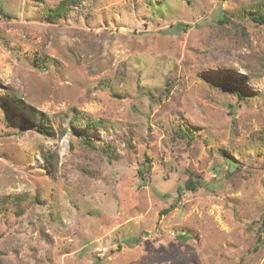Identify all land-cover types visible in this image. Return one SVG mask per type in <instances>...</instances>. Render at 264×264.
<instances>
[{
	"label": "rangeland",
	"instance_id": "374dc122",
	"mask_svg": "<svg viewBox=\"0 0 264 264\" xmlns=\"http://www.w3.org/2000/svg\"><path fill=\"white\" fill-rule=\"evenodd\" d=\"M63 1L0 0V264H264L255 0Z\"/></svg>",
	"mask_w": 264,
	"mask_h": 264
},
{
	"label": "trees",
	"instance_id": "16d2710c",
	"mask_svg": "<svg viewBox=\"0 0 264 264\" xmlns=\"http://www.w3.org/2000/svg\"><path fill=\"white\" fill-rule=\"evenodd\" d=\"M75 1L78 0H65L60 3V5L49 12L48 16L50 18H60L66 13V7L69 3H75ZM244 13L248 15L249 20L256 24V25H264V0H255V2L251 3L249 6H246L244 9ZM182 26L181 24L178 25V27ZM233 93L237 96V100L240 101L242 100L241 95L239 92H237L235 89L233 90ZM13 103L16 105H22L26 109H30L33 113L39 114L36 110L31 108L28 105H25L23 102H21L19 99L12 97ZM22 125H25L26 127L31 128V124L29 122H26L25 120L22 121ZM49 130L48 127L43 128L42 130H38L40 133H48L47 131ZM181 134L185 137L188 136L187 132H185L182 128H179ZM84 143L88 146H91V143L89 140L84 139ZM49 167L52 168V166H56L55 161L52 160L51 162L48 163ZM184 187L186 190L189 191H195L196 189V183L195 181L189 179L186 181L184 184ZM167 211L163 212L166 213Z\"/></svg>",
	"mask_w": 264,
	"mask_h": 264
}]
</instances>
